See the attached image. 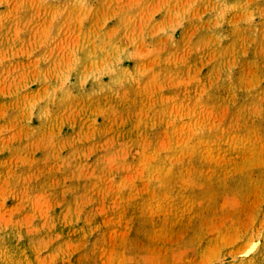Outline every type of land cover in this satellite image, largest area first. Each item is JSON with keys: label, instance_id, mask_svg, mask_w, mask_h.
I'll return each mask as SVG.
<instances>
[{"label": "rangeland", "instance_id": "rangeland-1", "mask_svg": "<svg viewBox=\"0 0 264 264\" xmlns=\"http://www.w3.org/2000/svg\"><path fill=\"white\" fill-rule=\"evenodd\" d=\"M0 264H264V0H0Z\"/></svg>", "mask_w": 264, "mask_h": 264}, {"label": "bare ground", "instance_id": "bare-ground-1", "mask_svg": "<svg viewBox=\"0 0 264 264\" xmlns=\"http://www.w3.org/2000/svg\"><path fill=\"white\" fill-rule=\"evenodd\" d=\"M248 252V251H247Z\"/></svg>", "mask_w": 264, "mask_h": 264}]
</instances>
